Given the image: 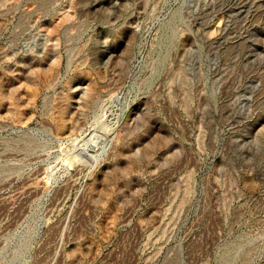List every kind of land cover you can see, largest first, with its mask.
I'll use <instances>...</instances> for the list:
<instances>
[{"label":"rangeland","instance_id":"rangeland-1","mask_svg":"<svg viewBox=\"0 0 264 264\" xmlns=\"http://www.w3.org/2000/svg\"><path fill=\"white\" fill-rule=\"evenodd\" d=\"M0 264H264V0H0Z\"/></svg>","mask_w":264,"mask_h":264},{"label":"bare ground","instance_id":"bare-ground-1","mask_svg":"<svg viewBox=\"0 0 264 264\" xmlns=\"http://www.w3.org/2000/svg\"><path fill=\"white\" fill-rule=\"evenodd\" d=\"M105 146V145H104ZM108 147H109V145H108ZM103 148H105V147H103ZM102 150H104V149H102ZM106 150V149H105ZM104 152H106V151H104ZM104 152H103V154H104ZM101 154H102V152H101ZM97 157V156H96ZM91 159V158H90Z\"/></svg>","mask_w":264,"mask_h":264}]
</instances>
